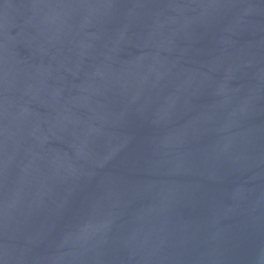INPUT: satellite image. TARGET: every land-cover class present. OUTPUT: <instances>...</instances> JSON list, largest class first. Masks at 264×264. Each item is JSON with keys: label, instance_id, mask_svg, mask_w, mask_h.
Returning <instances> with one entry per match:
<instances>
[{"label": "water", "instance_id": "95a60500", "mask_svg": "<svg viewBox=\"0 0 264 264\" xmlns=\"http://www.w3.org/2000/svg\"><path fill=\"white\" fill-rule=\"evenodd\" d=\"M0 264H264V0H0Z\"/></svg>", "mask_w": 264, "mask_h": 264}]
</instances>
